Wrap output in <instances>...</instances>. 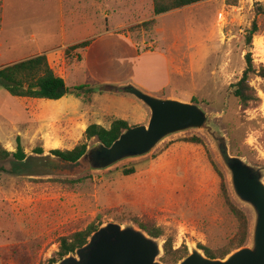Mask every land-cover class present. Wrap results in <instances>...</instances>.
I'll return each instance as SVG.
<instances>
[{
	"label": "rangeland",
	"instance_id": "1",
	"mask_svg": "<svg viewBox=\"0 0 264 264\" xmlns=\"http://www.w3.org/2000/svg\"><path fill=\"white\" fill-rule=\"evenodd\" d=\"M112 1L3 0L0 67L45 53L66 86L101 85L103 92L90 98L65 92L61 106L52 108L44 105L46 99L16 97L0 84V142L14 151L20 136L28 159H39L31 160V166L25 164L27 160L20 166L14 159L0 162L6 168L0 173V264H50L58 257L61 236L92 223L159 227L163 257L167 244L174 250L185 247L188 253L191 246L214 252L231 247L241 227L232 207L246 214L249 225L250 213L233 197L226 170L203 131L172 135L150 154L107 170H87L49 158L51 149H71L86 141L85 130L91 123L110 127L120 113L130 115V126L148 123L150 110L139 99L105 86L121 83L100 84L87 76L89 65L99 77H120L134 70L141 74L120 59L128 54L124 49L128 41L116 36L103 39L89 57L83 59L86 51H80V61H73L77 51L69 58L65 54L72 44L89 36L95 40V35L124 25L113 34L125 31L138 48L136 54L154 49L169 59L171 82L158 95L221 112L218 121L229 137L231 152L264 165V77L251 76L259 101L247 109L232 87L247 67L249 51L255 67H264V14L257 13L264 0L202 1L156 16L151 30L133 31L131 26L154 16L152 1L126 0L128 6L118 2L125 0ZM254 20L260 30L249 46L246 36ZM160 63L146 62L143 72ZM147 80L159 84L154 76ZM128 98L136 105L126 102ZM192 137L202 141L194 142ZM96 140L89 139L87 146ZM39 145L43 154L34 152ZM130 167L134 173L125 174ZM67 179L78 182L69 184Z\"/></svg>",
	"mask_w": 264,
	"mask_h": 264
},
{
	"label": "water",
	"instance_id": "2",
	"mask_svg": "<svg viewBox=\"0 0 264 264\" xmlns=\"http://www.w3.org/2000/svg\"><path fill=\"white\" fill-rule=\"evenodd\" d=\"M105 86L108 91L139 99L150 110L148 123L123 129L110 146L96 137L77 161H65L51 152L49 158L63 164L83 165L87 170H107L150 154L172 135L193 129L203 131L226 170L233 197L250 213L248 241L223 258L210 257L205 250L191 246L178 264H264V165L253 164L231 152L229 137L218 121L221 112L208 111L202 103L160 96L133 82ZM66 91V87L60 89ZM163 255L161 237L150 235L133 222L108 221L93 231L85 244L54 264H165Z\"/></svg>",
	"mask_w": 264,
	"mask_h": 264
},
{
	"label": "trees",
	"instance_id": "3",
	"mask_svg": "<svg viewBox=\"0 0 264 264\" xmlns=\"http://www.w3.org/2000/svg\"><path fill=\"white\" fill-rule=\"evenodd\" d=\"M203 0H153V17L144 20L131 26V31L138 29L151 30L156 25V16L178 9L185 6L192 5L194 3ZM237 0L229 1L227 4H235ZM3 6V0H0V9ZM257 13L264 14V7L260 6ZM260 30V27L256 20L253 21L251 28L248 29L246 36V42L251 46L252 40L255 34ZM125 33V31H123ZM93 38L86 39L75 44L68 46L65 50L66 56L69 58L73 51L79 52L78 58H73V61H80L82 59L81 52L85 51L93 42ZM72 61V62H73ZM247 67L243 71L242 77L233 84V93L238 98L239 104L243 109L255 106L259 101L257 92L255 88L250 83V78L253 74H258L264 77V67H260L258 70L252 59V52L249 51L246 55ZM0 84L13 96L16 97H27L36 99H50L58 100L61 99L65 93L60 92L62 87H66V93H71L76 97H86L90 98L92 94L96 92H103L101 85H90V84H76L73 87L66 86L63 77L58 75L54 69L51 67L48 57L45 53L33 55L25 59L12 62L0 67ZM130 125L127 120L122 118L115 119L110 127H105L98 123H91L85 130L86 141L77 144L71 149H51L50 152L62 158L65 161H77L87 149V141L94 137H98L104 144L110 146L122 133L123 129L128 128ZM190 140L194 142H201L199 137H192ZM17 145L14 151L8 150L0 142V162H5L10 159L16 161V165L20 166L21 163L31 166V160L39 159H28V155L22 144L20 136H17ZM34 152L37 154L44 153V147L39 145L34 148ZM6 168L0 165V173L5 171ZM20 170V169H19ZM134 167L125 169V174L134 173ZM38 172V171H37ZM69 184L78 182V180L67 179ZM234 214L239 218L241 222L240 231L237 237L234 239V243L231 247L222 249V251L214 252L211 249L202 246L201 248L205 250L206 255L210 257H225L233 249L242 247L248 239L249 225L246 214L238 207H232ZM101 222L98 224L92 223L86 229L73 232L68 235H63L60 238L59 250L57 251V258L51 259L50 264H54L56 261L75 251L78 247L85 244L88 237L93 231H95ZM144 230H146L150 235L158 237L162 234V229L159 227L149 228L145 225H141ZM166 254L162 260L166 264H177L183 257L188 255V251L185 247L179 249H172V246L165 245Z\"/></svg>",
	"mask_w": 264,
	"mask_h": 264
},
{
	"label": "crops",
	"instance_id": "4",
	"mask_svg": "<svg viewBox=\"0 0 264 264\" xmlns=\"http://www.w3.org/2000/svg\"><path fill=\"white\" fill-rule=\"evenodd\" d=\"M117 1L118 0H116V1L113 0L112 2L116 3ZM151 1L153 3V0H151ZM203 1H207V0H203ZM118 2H120L122 4V6L123 5L128 6V4H129L126 0L124 2H122V1H118ZM200 2H202V1H200ZM197 3H199V2H197ZM185 7H187V6H185ZM175 10H177V9H175ZM172 11H174V10H172ZM2 14L3 13H2V10H1V13H0V23L3 20ZM1 24H0V30H2V25ZM123 28H124V25H121L119 27L113 28L112 30H108V31L100 34V36H98V37H97V35H95L94 42L85 50L86 53L84 51L85 56H83V59H84V57H86V58L89 57V55H90L89 53L91 52V50H93L94 46L97 43L102 42L103 39H105L104 41H106V40L110 39L111 37L113 38V36L120 37V38H124L126 41L129 42V46L127 48H124L128 54L126 56L125 55L120 56V59L122 61H126L131 68L138 70L141 74H144V75L137 74V72L134 70V71H130L128 73H125V74H123L120 77L119 76L118 77H109V78L99 77V76H97L95 74V72H93L91 70V67L89 65V69L87 71L88 73L86 72L87 73V76L89 74L90 77H92L95 80H97L96 83L99 82L100 84L105 83L104 81H113V82H116V83L133 82V83H135V84L143 87L144 89H146V90H148V91H150L152 93L159 94V92L160 91H163L164 90V87L166 85L170 84V82H171L170 65H169V59H168L167 55L164 52H162V51L154 50V49H149L146 52H144L143 54H136L138 48H136L137 46H136V44L134 42H133V44L131 43V41L128 38V35L127 34H124V33L113 34V32H121V30ZM92 37H94V36H92ZM34 38H35V36H34ZM90 38H91V36L87 37L86 39H90ZM40 50H42V49H40ZM127 56H128V59L126 58ZM154 59H157V61H161V63L159 64V66L156 67V68L153 67V66H151L148 69V71L146 73H144L143 72V70L145 69L144 68L145 67L144 64L146 62L149 63V61H152ZM20 60H22V59H20ZM87 62L89 63L88 60H87ZM158 73H159V75L157 76L156 74H158ZM152 76H154L155 82L156 83H159V84H153L152 85V84H150L148 82L149 80H147V79H151ZM159 78H161L163 81L161 82V79H159ZM65 83H66V80H65ZM64 97H62L61 99H58V100L46 99L48 101H46L44 103V105L47 106V107H52V108H59L61 106V103L63 102V98ZM23 98H27V97H23ZM33 99H36V98H33ZM126 102L136 105V102H135L134 99L128 98V99H126ZM120 114H121L120 117L122 119H125V120L128 121V117L130 115L122 114V113H120ZM134 123H139V120L138 121H135Z\"/></svg>",
	"mask_w": 264,
	"mask_h": 264
}]
</instances>
